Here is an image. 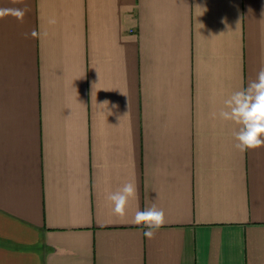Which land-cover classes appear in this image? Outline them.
Here are the masks:
<instances>
[{
	"label": "crops",
	"instance_id": "1",
	"mask_svg": "<svg viewBox=\"0 0 264 264\" xmlns=\"http://www.w3.org/2000/svg\"><path fill=\"white\" fill-rule=\"evenodd\" d=\"M27 8L0 19V264H264V146L218 118L264 65V0Z\"/></svg>",
	"mask_w": 264,
	"mask_h": 264
},
{
	"label": "clouds",
	"instance_id": "2",
	"mask_svg": "<svg viewBox=\"0 0 264 264\" xmlns=\"http://www.w3.org/2000/svg\"><path fill=\"white\" fill-rule=\"evenodd\" d=\"M8 2L13 5L25 6L0 7V19L11 16L22 23L28 11L27 0H8ZM47 22L49 25H55L57 20L53 16L49 17ZM27 35L29 34H25V36ZM41 35L46 36L47 33L41 34L36 29H33L30 33L32 38H39ZM120 94L124 95L121 92ZM223 103L224 107L218 112V118L231 122L236 126L233 132L235 149L246 152L264 146V65L261 66L256 78L250 81L247 87H241L239 90L232 92ZM104 104H108V101L101 103V105ZM112 107L117 108L118 106L113 104ZM213 116L216 118L217 113H213ZM136 198L137 188L131 182L125 183L118 191L107 195V199L113 205L114 214L121 218L126 215L129 201ZM132 223L147 229L144 236L152 239L156 231L165 225L166 219L164 212L157 209L153 203L152 206L146 207L144 210L137 209Z\"/></svg>",
	"mask_w": 264,
	"mask_h": 264
}]
</instances>
